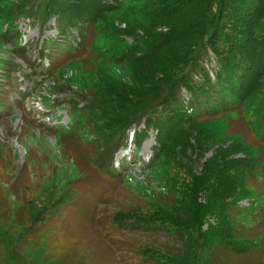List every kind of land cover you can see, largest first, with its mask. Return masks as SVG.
<instances>
[{"label": "trees", "instance_id": "16d2710c", "mask_svg": "<svg viewBox=\"0 0 264 264\" xmlns=\"http://www.w3.org/2000/svg\"><path fill=\"white\" fill-rule=\"evenodd\" d=\"M20 18L35 19L39 28L54 22L59 40L43 43L41 56L49 65L40 75L72 72L64 85L71 93V126L59 134L51 129L62 158L68 157L67 139L90 135L98 148L95 166L114 172L113 155L128 132L134 129L135 155L153 133L145 168L165 178L171 202L154 201L147 213L118 211L113 220L172 232L181 247L171 252L134 245L143 262L216 264L220 255H264V0H0V48L14 43L23 57L15 37ZM32 181L23 185L28 196ZM53 198L44 193L37 198L41 206H31L23 197L14 220L37 231L38 224L56 219ZM246 198L257 206L239 210ZM254 213L249 227L238 220ZM207 217L216 224L204 230ZM8 219L3 204L0 222ZM260 222V232L252 234ZM25 239L18 237L17 246ZM4 241L0 237V246Z\"/></svg>", "mask_w": 264, "mask_h": 264}, {"label": "rangeland", "instance_id": "374dc122", "mask_svg": "<svg viewBox=\"0 0 264 264\" xmlns=\"http://www.w3.org/2000/svg\"><path fill=\"white\" fill-rule=\"evenodd\" d=\"M9 1L14 3L17 0ZM115 25L125 28L117 21ZM16 31L15 37L23 49L20 52L23 57L14 52V43L0 48V207L5 205L9 217L0 222V237L5 239L0 246V264H157L143 262L135 246L153 245L177 252L181 240L172 232L169 236L129 223L117 224L113 220L118 211L139 209L147 213L154 207V201L171 202L172 193L166 189L165 178L157 172L148 173L145 168L153 155V133H148V138L135 155L134 129L129 131L126 143L121 142L122 146L113 155L114 172L95 166L93 161L98 148L90 135L86 136L87 140L67 139L65 153L68 157L62 158L58 137L51 129L59 134L60 129L71 126L68 105L71 93L64 85L65 78L70 77L72 72L68 70L62 78L40 75V71H45L49 65L48 59L41 56L43 43L51 39L59 40L54 22L39 28L35 19L20 18ZM123 38L132 43V38ZM53 86L58 87L53 90ZM3 107L8 108L4 113ZM143 127L141 124L138 129ZM124 143L126 146H123ZM211 154V151L208 152L203 160ZM28 161L30 170L24 173L21 165H27ZM173 173L174 170L169 169L168 175ZM112 175H116L117 179ZM32 180L34 184L29 191H34L28 196V192H23V185ZM15 190L22 191V194H17ZM44 193L52 195L55 203L58 200V209L53 212L56 219H50V223L43 227L38 224L37 231L34 228L27 231L26 224L14 220L15 215L23 210L21 199H30L33 194L29 204L32 206L37 202L41 206L37 198H43ZM237 205L242 210L256 207L257 202L254 198H246ZM26 216L24 211L23 218ZM255 216L256 213L249 215L252 221L247 216L238 220L249 227ZM207 218L204 230L208 224H216L214 218ZM262 224L256 225L251 233L257 235ZM21 236L28 239L17 246L15 240ZM257 255L260 260L256 259ZM255 257L244 260L243 257L220 255L216 256V264L217 261L218 264H254L253 260L257 261L256 264L264 262L261 259L263 252H258ZM46 258L51 262H47Z\"/></svg>", "mask_w": 264, "mask_h": 264}]
</instances>
